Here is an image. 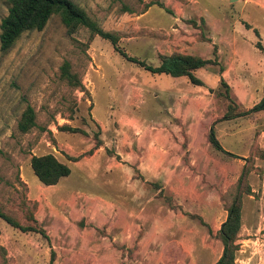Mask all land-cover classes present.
<instances>
[{
	"label": "rangeland",
	"instance_id": "374dc122",
	"mask_svg": "<svg viewBox=\"0 0 264 264\" xmlns=\"http://www.w3.org/2000/svg\"><path fill=\"white\" fill-rule=\"evenodd\" d=\"M70 1L102 31L116 36L118 49L127 56L155 67L160 64L159 57L177 53L213 59L209 34L216 44L233 36L237 41L236 68L224 79L231 80L234 88L244 85L246 93L230 87L228 100L225 88L220 83L215 87L219 67L196 71L195 77L206 88L215 87L217 111L208 115L210 120L220 122L227 113H244L263 99L264 0ZM8 7L6 0H0V22ZM214 20H218L215 28L207 30L206 21ZM250 42L259 43L262 50L251 47ZM223 52L221 59L227 64L228 53ZM246 62L252 67H246ZM64 63L80 86L62 78ZM178 82L188 83L186 78L145 72L84 27L69 34L58 16L51 17L40 32L23 33L7 54L0 51V210L18 225L44 233V237L23 233L0 218V264H50L51 252L53 264H215L223 249L217 233L238 193L242 195L241 228L234 264H264V111L221 121L227 122L221 126L225 130L218 136L214 132L223 152L207 142L206 148L192 157L191 185L181 205L168 192L159 194L164 197L157 199L155 210L184 215L188 224L184 237L171 232L150 241L141 227L124 243L120 226L91 234L76 225L72 233L70 212L59 204V195L78 192L82 199L101 196L116 202L120 197L101 189V173L94 167L80 174L73 163H65L71 175L50 187L42 185L31 170L33 156L51 154L75 162L66 152L78 142H83L84 149L93 145L96 150L103 131L95 119H134L148 106L143 95L148 97L154 87L164 89L162 85ZM28 106L34 111L35 127L21 133L18 123ZM161 121L173 133L187 134L188 125L177 116L164 115ZM207 122L199 129L206 128V141ZM106 133L104 141L117 130ZM127 147L131 150V145ZM185 148L186 141L182 143ZM194 175L198 179L194 180ZM36 186L45 191L41 202L30 194ZM141 240L146 246L138 248Z\"/></svg>",
	"mask_w": 264,
	"mask_h": 264
},
{
	"label": "crops",
	"instance_id": "0c3cea01",
	"mask_svg": "<svg viewBox=\"0 0 264 264\" xmlns=\"http://www.w3.org/2000/svg\"><path fill=\"white\" fill-rule=\"evenodd\" d=\"M217 22L218 20L211 23L206 21L207 30L215 28L214 25ZM209 39L211 46H215L217 49V58L223 68L222 73H214L218 75L215 87L222 79L233 91L237 88L238 91L246 93L244 85H237L234 88L231 80L224 79L229 72L236 68L235 60L238 52L235 38L233 36L225 37L218 44L210 34ZM250 44L251 47L256 48L254 42H250ZM223 50L228 53V55L226 54L227 64H224L221 59L224 55ZM206 59L211 58L208 56ZM245 66L252 67L247 62ZM167 85H162L164 89L154 87L149 91L148 97L143 95L148 106L142 108V112L136 114L134 119L121 117L109 118L108 121L95 119V123L103 131L100 138L101 144L96 150H93V145L84 149L83 142H78L73 145L74 147H69V153L66 152L69 157L75 158L77 161L62 159L63 162L57 158L63 164L73 163L80 174L89 173L90 167L98 169L101 173V177L98 179L101 189L120 197V199H116L118 201L116 202L103 199L101 196L82 199L78 192L67 196L58 194L59 204L70 212L72 225L69 224V228L71 231L76 225L80 226L82 223L81 229L83 228L85 232L89 231L88 233L91 234H96L99 229L103 228L113 231L114 227L120 226L123 228L120 236L124 243H128L130 240L131 232L135 236L137 232L141 231V227L145 228L143 236H149L150 241L154 237L168 236L171 232L173 235L187 236L188 224L184 221V215L180 212L160 214L155 210L156 201L164 197V194L159 196L161 192H168L175 203L182 204L183 197L188 196V189L191 185L189 162L208 145L206 128L200 132V126H205L209 120L210 124H208L207 130L214 126L218 136L225 130L221 129L222 124L227 122H218L217 119L210 120L208 117L210 113L214 114L217 111L214 107L216 105L213 93L215 87L206 88L205 85L195 87L189 82L172 83L166 87ZM140 91L142 92V90ZM164 115L166 117L173 115L181 119L188 125L187 134L178 135L167 130L161 121V117ZM228 122H232V120ZM110 129L117 130V133L108 135L107 141H104L103 137L107 135L106 130ZM226 130L232 131L227 128ZM185 141L186 148L182 149V143ZM129 145H131V150H127ZM112 150L111 154L107 152H112ZM195 177L198 179L194 175V180H196ZM120 182L123 184L120 185ZM44 193L45 191L39 186H36L33 191L30 189L32 199H37L40 202ZM184 193L185 195H183ZM43 198V200L47 199ZM180 245L182 246V244ZM143 246L146 245L142 243V240L139 241L138 248ZM192 249L196 250V248Z\"/></svg>",
	"mask_w": 264,
	"mask_h": 264
},
{
	"label": "trees",
	"instance_id": "16d2710c",
	"mask_svg": "<svg viewBox=\"0 0 264 264\" xmlns=\"http://www.w3.org/2000/svg\"><path fill=\"white\" fill-rule=\"evenodd\" d=\"M9 7L7 15L0 22V51L3 55L7 54L15 45L17 40L25 32L42 31L48 21L53 16H58L62 25L67 29L69 34L74 33L78 28L84 27L91 34L108 41L115 52L119 53L128 62L137 65L145 72L157 76H169L171 78H186L188 82L195 87H203L201 80L195 77L196 71L205 67L217 66L219 73L223 68L219 65L217 58V49L213 48V59H203L192 55L172 54L170 56L159 57L160 64L152 66L142 60L127 56L117 47V37L102 31L96 23L91 21L87 14L70 0H6ZM246 28L250 29L248 25ZM253 32L258 36L256 30ZM258 50H262L259 43L256 44ZM62 78L67 79L73 86L78 87L80 83L75 77L69 74V65L64 63L62 69ZM220 85L226 90V98L231 100L229 96L230 87L224 81H219ZM230 109V106L228 107ZM264 111V97L250 110L238 115H224L221 121H229L235 118L247 116L257 112ZM35 127V114L31 107H27L22 114L18 123V130L21 133H27ZM207 142L216 150L223 152L219 142L216 139L214 128H210L207 134ZM100 146V145H99ZM228 154V153H226ZM74 161L77 159L74 158ZM30 167L34 176L38 181L46 186H56L59 182L70 175V169L61 163L55 156L48 154L44 156H33L30 160ZM162 194V192L160 193ZM160 196V195H159ZM162 196V195H161ZM242 195L238 193L227 209L225 222L221 225L217 233L223 249L222 254L215 264H234L238 246L235 245L237 236L241 228V199ZM170 203L171 199L166 198ZM0 218L12 227L23 233L33 232L39 233L44 237L43 231H37L32 227H22L6 217L0 210ZM54 253L51 252L50 264H53Z\"/></svg>",
	"mask_w": 264,
	"mask_h": 264
},
{
	"label": "water",
	"instance_id": "95a60500",
	"mask_svg": "<svg viewBox=\"0 0 264 264\" xmlns=\"http://www.w3.org/2000/svg\"><path fill=\"white\" fill-rule=\"evenodd\" d=\"M229 1L231 3V2L236 1V0H229ZM80 226L83 227V223Z\"/></svg>",
	"mask_w": 264,
	"mask_h": 264
}]
</instances>
